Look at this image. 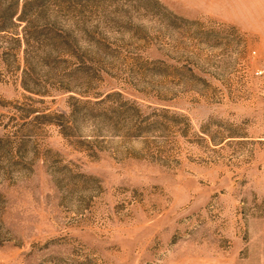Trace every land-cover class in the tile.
I'll return each instance as SVG.
<instances>
[{"label":"rangeland","instance_id":"1","mask_svg":"<svg viewBox=\"0 0 264 264\" xmlns=\"http://www.w3.org/2000/svg\"><path fill=\"white\" fill-rule=\"evenodd\" d=\"M0 264H264V0H0Z\"/></svg>","mask_w":264,"mask_h":264}]
</instances>
